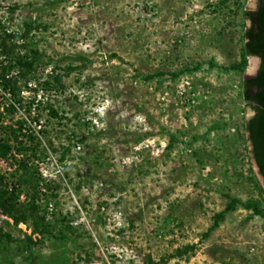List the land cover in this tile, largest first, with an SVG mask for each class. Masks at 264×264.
<instances>
[{
  "label": "rangeland",
  "instance_id": "374dc122",
  "mask_svg": "<svg viewBox=\"0 0 264 264\" xmlns=\"http://www.w3.org/2000/svg\"><path fill=\"white\" fill-rule=\"evenodd\" d=\"M260 2L0 0L39 56L0 84V176L27 214L0 211V264H264L242 99L258 60L232 69Z\"/></svg>",
  "mask_w": 264,
  "mask_h": 264
},
{
  "label": "trees",
  "instance_id": "16d2710c",
  "mask_svg": "<svg viewBox=\"0 0 264 264\" xmlns=\"http://www.w3.org/2000/svg\"><path fill=\"white\" fill-rule=\"evenodd\" d=\"M243 14L245 19L249 20V25L243 33L245 41L242 49V59L238 64L233 65L232 69L242 70L246 65L248 56H256L260 60L255 75L247 77L242 81V99L245 105L254 112L245 121V131L247 132V139L251 146V156L264 183V2H260L254 10H245ZM25 38V33L18 34L4 27L0 29V84L11 93H14L15 86L13 83H9L12 81L16 82V79H13L12 75L9 76V74L12 71H16L17 78L27 80L39 62L37 49L29 45ZM17 48H20V51L23 50L21 48L26 49L23 50L22 54H19L16 51ZM160 74L162 73L160 72ZM49 81L50 79L48 81L47 79L44 80V84H47ZM50 113L56 115L53 109H50ZM18 124L21 125V122ZM11 131L14 132V130ZM83 139L84 137L80 138L81 141ZM9 149L10 145L7 142L0 141V156L2 158L7 157L6 153ZM16 198L15 189L10 192L7 191L2 176H0V211L12 218L15 224L25 222L27 215L24 213L26 210L20 208L16 203ZM237 202H239L237 199H231L226 210L232 209ZM243 206L259 212L255 203L247 202ZM27 210L30 213L36 214L38 206L31 201L28 204ZM223 212L217 215L214 225L217 224L218 219L223 217ZM33 224L36 230L37 222L34 221ZM0 232H2L1 229ZM191 248L192 246L189 245L178 253L187 252Z\"/></svg>",
  "mask_w": 264,
  "mask_h": 264
},
{
  "label": "water",
  "instance_id": "95a60500",
  "mask_svg": "<svg viewBox=\"0 0 264 264\" xmlns=\"http://www.w3.org/2000/svg\"><path fill=\"white\" fill-rule=\"evenodd\" d=\"M254 57H256V56H254ZM257 58V60H258V65H259V58L258 57H256ZM257 68H258V66H257ZM254 114V112L252 111V114L251 115H253Z\"/></svg>",
  "mask_w": 264,
  "mask_h": 264
},
{
  "label": "flooded vegetation",
  "instance_id": "af4514ba",
  "mask_svg": "<svg viewBox=\"0 0 264 264\" xmlns=\"http://www.w3.org/2000/svg\"><path fill=\"white\" fill-rule=\"evenodd\" d=\"M257 71V70H256ZM255 75V74H254Z\"/></svg>",
  "mask_w": 264,
  "mask_h": 264
}]
</instances>
